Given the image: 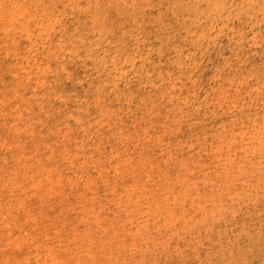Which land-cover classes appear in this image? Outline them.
Listing matches in <instances>:
<instances>
[{"label":"rangeland","instance_id":"obj_1","mask_svg":"<svg viewBox=\"0 0 264 264\" xmlns=\"http://www.w3.org/2000/svg\"><path fill=\"white\" fill-rule=\"evenodd\" d=\"M0 264H264V0H0Z\"/></svg>","mask_w":264,"mask_h":264}]
</instances>
